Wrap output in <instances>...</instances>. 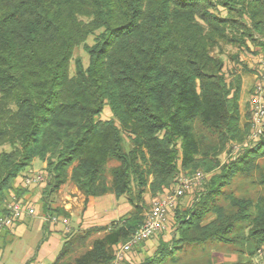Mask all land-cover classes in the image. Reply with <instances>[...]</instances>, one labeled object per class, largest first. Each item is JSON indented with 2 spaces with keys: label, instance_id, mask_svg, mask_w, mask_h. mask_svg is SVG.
<instances>
[{
  "label": "trees",
  "instance_id": "16d2710c",
  "mask_svg": "<svg viewBox=\"0 0 264 264\" xmlns=\"http://www.w3.org/2000/svg\"><path fill=\"white\" fill-rule=\"evenodd\" d=\"M263 50L264 0H0V214L30 203L17 180L37 158L50 220L68 219L52 197L69 181L86 199L126 196V216L67 231L48 263L111 264L146 218L145 194L201 171L194 201L168 215L174 235L139 264H175L191 245L264 250V134L248 142L240 105L243 56ZM240 181L258 194H238Z\"/></svg>",
  "mask_w": 264,
  "mask_h": 264
},
{
  "label": "rangeland",
  "instance_id": "374dc122",
  "mask_svg": "<svg viewBox=\"0 0 264 264\" xmlns=\"http://www.w3.org/2000/svg\"><path fill=\"white\" fill-rule=\"evenodd\" d=\"M92 40H93V36H90L87 42L92 43ZM75 55L81 56L83 58L85 65L88 64V54L85 52L82 46L76 49ZM243 58H245L248 67L252 70L251 72L243 73L240 105H241V111L245 118V116L248 115L249 113V107H250L249 98L253 86L256 82L255 75L256 73H258L257 71L258 58L257 56H253V55H245L243 56ZM234 65L231 61L228 60L227 57L226 69L228 70L230 66H234ZM110 116H111V111L108 107H106L104 112L101 114V117L105 119V118H109ZM247 117H248L247 118L248 121L250 122L249 115ZM125 146L128 149L129 146L127 143L125 144ZM234 146L235 145H233V148L231 149L232 150L231 153H227L223 155L222 157L223 162L227 160L230 156L231 157L234 156L236 151L240 149L239 145L236 148ZM7 148L8 146H3V147L1 146L0 151ZM43 163L44 162H42L40 159L38 158L35 159L31 167L28 168L27 173L38 170L42 171L46 167V165L43 166ZM260 164L264 167V158L260 160ZM183 176L192 177L193 174L190 175L181 171L180 174L178 175L177 182L174 183L171 187H169L167 191L160 194V196L152 197L150 193L145 194L144 197L147 205V208L145 210L146 215L150 211L152 203L156 199L165 197V195L168 194V192L173 191L179 184V179ZM208 177L209 175L204 173V178L201 180V182L197 183L194 186L189 187L186 190L185 195L179 198L178 203H181L184 206L191 204L194 201L197 192L202 187V184L207 180ZM70 184L72 183L70 182ZM44 186L45 183L36 185L35 187L32 188H26V192L24 193L23 197L34 205L35 213L31 217H24L22 219L24 221L21 223L20 227L18 228L17 230L18 235L15 236L13 243L10 244L9 246H6L5 249L2 248V250L0 251V264H25L26 263L25 261L31 258L36 253L39 247L44 248V245L47 244L46 241H44L43 230L41 229V227L38 226V224H41L42 222V216L47 217L45 215V212L43 211V207L41 203V199L44 194L43 193ZM237 188L238 191L236 189V192L238 194L248 193L252 197H255L258 194V190H259L258 186L249 187L248 183L244 181L243 182L240 181ZM35 196H41V198L37 202L33 201V198ZM58 198H59L58 194H55L52 197V200L54 204L56 203V205L58 202ZM118 202L122 205L126 204L129 208L131 206L130 211L133 209V206L128 202L126 196H122L121 198H119ZM120 211L122 212V209L118 207L113 195L109 193L105 196H101L97 198L95 208L92 209L90 212H88L85 216L78 211L76 213L75 220H77V218H83L85 226H93V227L109 226L112 222L118 221L120 219L119 217ZM171 214H170L169 228L167 231L161 233V235H159V238H165L167 240H170L174 235L173 213ZM69 226H71V224L68 225V229H67L68 232L71 231ZM73 226L74 228H76L77 226L76 223ZM67 231L65 232V235L67 234ZM96 236L99 235H95V237ZM63 241L64 239L61 237L60 247L58 248L57 251L54 252L55 253L54 256L53 255L43 256V258L40 257L39 259L36 257L34 260H32L30 264H41V262L45 264L54 261V259L57 257L58 251L62 247ZM141 245L142 243L138 247H140ZM136 248H134V250ZM147 257L150 256L146 255L145 258H141L135 261L136 263L134 262V264H139L143 262L144 259H146ZM175 264H264V250L261 249L260 251L257 252V254L251 255L248 253L245 254L240 253L230 245L219 246V245L211 244V245H207L206 248L195 247L191 245L185 250L184 253L181 254L180 260Z\"/></svg>",
  "mask_w": 264,
  "mask_h": 264
},
{
  "label": "built area",
  "instance_id": "2783aa9c",
  "mask_svg": "<svg viewBox=\"0 0 264 264\" xmlns=\"http://www.w3.org/2000/svg\"><path fill=\"white\" fill-rule=\"evenodd\" d=\"M255 78L256 82L249 98L251 129L248 142L253 143H256L264 134V50L258 61V73H256ZM23 178L26 187L39 185L45 181V175L41 170L26 172ZM203 178L204 173L201 171L193 174L192 177L183 176L179 179V184L173 191L168 192L163 198L156 199L152 203L143 224L132 234L128 241L116 247L111 264H124L128 254L134 248L166 229L168 215L176 207L179 198L184 196L189 187L200 183ZM6 208L7 212L0 214V231L15 226L25 216L34 215L35 213V207L32 203H26L15 198L7 203ZM58 219V217L52 218L53 221ZM62 222L65 226L69 225L67 218H62Z\"/></svg>",
  "mask_w": 264,
  "mask_h": 264
},
{
  "label": "crops",
  "instance_id": "0c3cea01",
  "mask_svg": "<svg viewBox=\"0 0 264 264\" xmlns=\"http://www.w3.org/2000/svg\"><path fill=\"white\" fill-rule=\"evenodd\" d=\"M45 165L46 163L44 162L43 166ZM18 184L24 185L23 177L18 178L17 185ZM35 186L36 185H31V186H28V188H32ZM57 194L59 196L57 205L63 207L69 213L68 220H69V224H71V226H69L71 230L88 229V228L93 227V226H85L83 218H77V220H75L76 213L79 211L82 215L85 216L88 212H90L92 209L95 208L96 200L97 198L101 196L90 197L89 199H86L85 195L80 192V190L77 188L75 184L73 183L70 184V181L65 183L59 189ZM111 194L113 195L118 207L122 209V212L120 211V216H119L121 219L123 216H126L130 212L131 206L129 208L126 204H123V205L120 204L115 194L113 193ZM40 198L41 196H35L33 198V201L37 202ZM31 216L33 215H28L25 217H31ZM62 218L64 217H60L58 220L53 221L52 219L50 220L49 218L42 216V222L41 224H38V226L41 227V229L43 230L44 241H46L47 244L44 245V248L39 247L36 253L31 258L25 261L26 262L25 264H30L32 260H34L36 257L39 259L40 257L43 258V256H50V255L54 256L55 254L54 252L57 251L58 248L60 247L61 237L65 240V232L68 229V226H65L63 224ZM23 221L24 220H21L15 226L11 228H5L2 231H0V251L2 250V248L5 249L6 246H9L10 244L13 243L15 236L18 235L17 230ZM169 222H170V219L167 222L168 226L166 230H164V232L168 230ZM75 223L77 225L76 228H74L73 226ZM45 225H47V228H45ZM161 233L163 232H160L152 236L148 240L144 241L140 247L131 251L127 256V260L125 264H134L135 261L141 258H145L146 255L151 256L152 254H154V252L156 251L158 247V244L160 241L159 235H161ZM162 239L167 240L165 238H162ZM60 250L58 251L57 255L59 254ZM40 251H41V254H40ZM41 264H44V263L41 262ZM45 264H48V263H45Z\"/></svg>",
  "mask_w": 264,
  "mask_h": 264
}]
</instances>
